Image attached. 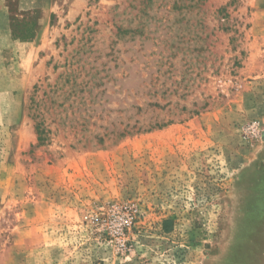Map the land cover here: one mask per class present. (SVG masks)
I'll use <instances>...</instances> for the list:
<instances>
[{"label": "rangeland", "instance_id": "obj_1", "mask_svg": "<svg viewBox=\"0 0 264 264\" xmlns=\"http://www.w3.org/2000/svg\"><path fill=\"white\" fill-rule=\"evenodd\" d=\"M0 264H264V0H0Z\"/></svg>", "mask_w": 264, "mask_h": 264}, {"label": "trees", "instance_id": "obj_2", "mask_svg": "<svg viewBox=\"0 0 264 264\" xmlns=\"http://www.w3.org/2000/svg\"><path fill=\"white\" fill-rule=\"evenodd\" d=\"M21 24L25 25L27 23L18 17H12V30H13L14 39L29 40V39L34 38L35 34L33 31L30 34H24V33H20V31L17 30ZM34 114L37 117L36 122H35V128L37 132L38 145H43L47 142L49 138L48 133L50 130L47 128V125L45 124V120L42 118L39 119L38 117L39 115H37V113H34Z\"/></svg>", "mask_w": 264, "mask_h": 264}, {"label": "crops", "instance_id": "obj_3", "mask_svg": "<svg viewBox=\"0 0 264 264\" xmlns=\"http://www.w3.org/2000/svg\"><path fill=\"white\" fill-rule=\"evenodd\" d=\"M20 4H22V5H23V2H22V1H20ZM24 8H26V6H24Z\"/></svg>", "mask_w": 264, "mask_h": 264}]
</instances>
